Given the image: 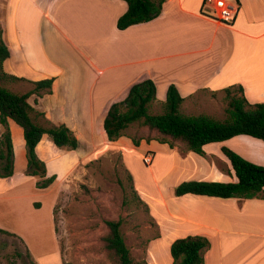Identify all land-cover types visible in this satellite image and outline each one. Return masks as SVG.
Masks as SVG:
<instances>
[{"label": "crops", "instance_id": "0c3cea01", "mask_svg": "<svg viewBox=\"0 0 264 264\" xmlns=\"http://www.w3.org/2000/svg\"><path fill=\"white\" fill-rule=\"evenodd\" d=\"M203 1L167 0L154 20L120 31L116 22L127 11L122 0H0V26L10 52L3 70L25 80L12 82L15 86L28 85L27 90L14 92L19 94L33 89L29 82L54 78L50 93L32 95L28 103L51 123L67 126L79 147L60 150L43 136L36 154L45 163L47 176L59 178L68 157L79 163L81 152L93 150L92 132L97 124L102 142L117 145L124 163L125 150L141 151V159L150 154L152 163L161 149L170 165L159 179L153 177L158 195L156 211L144 202L156 220L160 239H166L168 251L176 239L204 236L210 242L204 253L205 264H224L226 259L228 264H264V200L193 195L169 198L164 189L166 186L174 193L184 181H234L222 147L242 157L238 143L250 141L264 147L261 141L238 136L211 143L203 147L205 156L197 158L181 144V148L177 144L170 148L157 141H142L136 148L126 136L111 143L102 128L110 106L125 99L130 88L144 80L154 82L158 101H164L168 86L174 85L186 98L180 110L200 90L220 95L230 86H241L249 104L264 103V0H232L237 8L229 24L205 16ZM8 125L14 174L3 179L8 186L0 191L2 200L14 197L28 178L22 130L11 120ZM16 135L25 155L20 171L16 168ZM247 159L264 166V162ZM214 160L227 169L220 170ZM49 163H58L51 172ZM239 251L242 255L234 256ZM169 259L168 264H172Z\"/></svg>", "mask_w": 264, "mask_h": 264}, {"label": "rangeland", "instance_id": "374dc122", "mask_svg": "<svg viewBox=\"0 0 264 264\" xmlns=\"http://www.w3.org/2000/svg\"><path fill=\"white\" fill-rule=\"evenodd\" d=\"M0 86L12 92L28 89L25 83L15 86L7 80H0ZM224 108L223 94L199 93L186 102L181 111L222 119ZM159 111L160 108L155 106L153 112ZM38 122L42 123V120ZM99 130L97 124L92 132L91 141L96 144L93 150L81 152L83 159L79 163L74 157H68L62 168L65 170L58 173L59 178L49 188L37 189V179L28 177L14 197L0 199V228L23 238L19 241L0 234V264H112L103 250L101 238L107 231L105 221L118 219L123 221L124 242L137 264L169 263L166 239H160L159 227L146 203L156 211L158 195L153 177L159 179L170 162L160 149L150 168L144 164L139 150H125L124 163L119 147L102 142ZM127 134L146 136L147 130L132 127ZM15 139L16 168L20 171L24 167V147L18 135ZM238 146L245 160L264 162L263 145L241 141ZM177 147L180 146L177 144ZM193 156L200 158L196 154ZM214 163L222 171L227 169V165L219 160ZM57 164L49 163V171ZM129 176L132 182L128 180ZM4 181L0 179V191L5 186ZM131 186L146 203L133 197ZM164 189L165 196L174 197L168 187L164 186ZM242 252H236L234 256H241ZM229 262L226 259L223 263Z\"/></svg>", "mask_w": 264, "mask_h": 264}, {"label": "trees", "instance_id": "16d2710c", "mask_svg": "<svg viewBox=\"0 0 264 264\" xmlns=\"http://www.w3.org/2000/svg\"><path fill=\"white\" fill-rule=\"evenodd\" d=\"M127 11L118 18L116 27L125 30L133 25L147 23L157 18L167 0H122ZM10 52L3 40L0 26V80L10 82L25 81L23 78L5 73L3 63ZM54 78L29 82L33 89L19 94L0 86V179L14 174V152L8 120L13 121L22 130L26 151L25 176L37 179V189H46L56 180L55 175L47 176L46 165L36 154V147L43 136L58 149L75 151L79 142L74 133L64 124L51 123L43 113L28 103L32 95L41 92L50 93ZM205 90H200L199 93ZM224 94L225 108L223 118L209 114L186 115L180 108L186 98L179 95L174 85L167 88L164 101H158L156 86L151 80L134 84L125 99L113 103L102 124L108 142L120 138L130 139L134 147L142 141H157L173 148L181 144L188 152L204 157L203 147L211 143L227 141L238 136H247L264 143V103L249 104L241 86H230L221 91ZM216 96L217 92H211ZM155 106L160 108L153 112ZM38 120H42L39 123ZM132 127L146 129V136H131L127 131ZM234 174V181H184L174 190L175 197L193 195L218 199L264 200V166L257 165L232 151L222 147ZM128 180L132 182L131 176ZM133 197L142 202L131 186ZM122 219L105 221L106 234L101 243L107 259L112 264H137L121 232ZM0 234L18 238L16 235L0 229ZM210 242L204 236H187L171 242L169 253L172 264H205L204 253ZM142 264H146L142 262Z\"/></svg>", "mask_w": 264, "mask_h": 264}, {"label": "built area", "instance_id": "2783aa9c", "mask_svg": "<svg viewBox=\"0 0 264 264\" xmlns=\"http://www.w3.org/2000/svg\"><path fill=\"white\" fill-rule=\"evenodd\" d=\"M236 8L232 0H204L201 11L211 19L229 24L236 16ZM151 160L150 154L143 156V162L147 167L150 166Z\"/></svg>", "mask_w": 264, "mask_h": 264}]
</instances>
